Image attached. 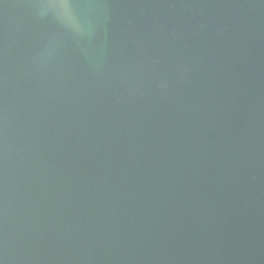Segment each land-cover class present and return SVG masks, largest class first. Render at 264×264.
I'll use <instances>...</instances> for the list:
<instances>
[{
	"label": "water",
	"instance_id": "water-1",
	"mask_svg": "<svg viewBox=\"0 0 264 264\" xmlns=\"http://www.w3.org/2000/svg\"><path fill=\"white\" fill-rule=\"evenodd\" d=\"M0 264H264V0H0Z\"/></svg>",
	"mask_w": 264,
	"mask_h": 264
}]
</instances>
